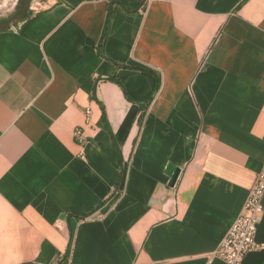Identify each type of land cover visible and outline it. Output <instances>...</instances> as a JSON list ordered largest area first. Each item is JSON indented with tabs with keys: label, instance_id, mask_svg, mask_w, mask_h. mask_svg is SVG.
<instances>
[{
	"label": "crops",
	"instance_id": "obj_1",
	"mask_svg": "<svg viewBox=\"0 0 264 264\" xmlns=\"http://www.w3.org/2000/svg\"><path fill=\"white\" fill-rule=\"evenodd\" d=\"M33 1L0 32V264H224L264 165V0Z\"/></svg>",
	"mask_w": 264,
	"mask_h": 264
},
{
	"label": "built area",
	"instance_id": "obj_2",
	"mask_svg": "<svg viewBox=\"0 0 264 264\" xmlns=\"http://www.w3.org/2000/svg\"><path fill=\"white\" fill-rule=\"evenodd\" d=\"M92 1L104 2L107 0ZM36 5L38 3H34L31 7L32 11L36 10ZM86 114H89V110L86 111ZM74 137L79 143L84 142L83 131L81 129H75ZM263 198L264 165L257 174L256 181L248 193L242 212L235 219L211 258L218 259L224 264H242L248 253L262 246L256 242V233L263 214Z\"/></svg>",
	"mask_w": 264,
	"mask_h": 264
},
{
	"label": "trees",
	"instance_id": "obj_3",
	"mask_svg": "<svg viewBox=\"0 0 264 264\" xmlns=\"http://www.w3.org/2000/svg\"><path fill=\"white\" fill-rule=\"evenodd\" d=\"M32 0H18L14 12L5 19H0V32L7 30L8 23L13 22L12 25H16V21H24L29 16V6Z\"/></svg>",
	"mask_w": 264,
	"mask_h": 264
},
{
	"label": "rangeland",
	"instance_id": "obj_4",
	"mask_svg": "<svg viewBox=\"0 0 264 264\" xmlns=\"http://www.w3.org/2000/svg\"><path fill=\"white\" fill-rule=\"evenodd\" d=\"M49 0H34V3H38L36 5V9H41L48 5ZM18 3V0H0V19H5L10 16ZM34 3L32 5H34Z\"/></svg>",
	"mask_w": 264,
	"mask_h": 264
},
{
	"label": "water",
	"instance_id": "obj_5",
	"mask_svg": "<svg viewBox=\"0 0 264 264\" xmlns=\"http://www.w3.org/2000/svg\"><path fill=\"white\" fill-rule=\"evenodd\" d=\"M166 172L170 176V184L174 185L178 178L179 170L172 165H168Z\"/></svg>",
	"mask_w": 264,
	"mask_h": 264
}]
</instances>
